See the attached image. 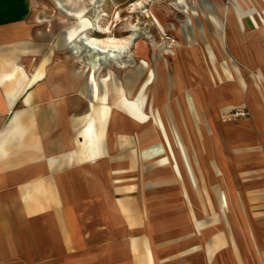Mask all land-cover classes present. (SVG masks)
I'll return each mask as SVG.
<instances>
[{"label": "crops", "instance_id": "0c3cea01", "mask_svg": "<svg viewBox=\"0 0 264 264\" xmlns=\"http://www.w3.org/2000/svg\"><path fill=\"white\" fill-rule=\"evenodd\" d=\"M75 2L0 0V264H264V10L229 16L244 75L210 92L250 117L187 93L178 123L155 119L138 59L91 89L60 37Z\"/></svg>", "mask_w": 264, "mask_h": 264}, {"label": "rangeland", "instance_id": "374dc122", "mask_svg": "<svg viewBox=\"0 0 264 264\" xmlns=\"http://www.w3.org/2000/svg\"><path fill=\"white\" fill-rule=\"evenodd\" d=\"M262 5L264 3L260 5L259 0H79L74 3L76 13L71 12L73 5L70 4L67 9L63 7L68 15L62 11L57 14L60 29L75 23L76 29H73L72 35L77 34L78 45H83L79 38L83 34L77 33L81 26L77 22L83 19L84 25L81 28L89 29L86 35L93 36L92 40H102L105 46L111 44L118 47L115 52L108 53L107 58L105 54L101 58V66L96 69L94 64L98 57L93 49L95 45L90 44V38L84 40V43L91 49L82 46V54L75 53L83 72H92L95 77L96 85L93 79L91 89H104V86L107 88V85L115 82L122 84L126 76L133 77V66L129 64L134 58L139 60L140 66L150 70L154 77L145 96L155 101L157 121L182 122L188 112L187 102L190 104L187 93L198 95L205 109L212 102L217 109L216 120L234 121L250 117L249 109L240 108L239 105L226 107L227 103L218 105L211 99L210 92L227 90V74L222 68H229L235 81L239 72L244 75L241 65H233L228 44L229 37L237 31L230 25L233 20L240 23L242 20L229 16L235 12L243 17L264 10ZM81 15L84 17H79ZM255 20L259 24V19ZM98 27L102 30L99 31ZM60 37L65 39L64 32L60 33ZM69 50L67 55L70 54ZM114 55L119 56L114 58ZM119 61L125 65L115 68V62ZM214 69H217L221 77H212ZM99 72L103 75L97 76ZM249 74L250 71H247ZM257 81L260 87L264 85V81ZM234 84L237 85V82ZM195 105L199 107L196 102ZM238 111L243 113L237 114Z\"/></svg>", "mask_w": 264, "mask_h": 264}, {"label": "bare ground", "instance_id": "6f19581e", "mask_svg": "<svg viewBox=\"0 0 264 264\" xmlns=\"http://www.w3.org/2000/svg\"><path fill=\"white\" fill-rule=\"evenodd\" d=\"M81 9H83V7L81 6ZM79 17H84V15H81V16H79ZM78 20V19H77ZM77 23H79V25H84V23H83V19H80V20H78V22ZM78 26V25H77ZM81 26H80V30H79V32L80 31H85L84 33H82L81 32V34H83L82 36H80L79 38H80V40H82L81 41V43L83 44V45H86L85 43H84V40H86L87 38H90L89 39V41H90V44H94L95 45V47H93V49L94 50H96L95 51V54H96V58L98 57V60H100L105 54V56H107V54L108 53H112V52H115L116 50H117V46H115V45H111V44H108V46H105L104 44H103V42H102V40H92L93 39V36H89V35H86V32H87V34H88V32H89V29H87V28H81ZM75 28V27H74ZM74 28H71V32L73 31V29ZM76 29V28H75ZM99 31H101L102 30V28L101 27H98L97 28ZM64 35H65V42H69V41H72L71 39V36L72 37H75V36H77V34H73L72 35V33H68V32H66V30L64 31ZM69 39V40H68ZM74 40L76 41L77 40V38L75 37L74 38ZM75 41H74V43L73 44H71L70 45V47H71V49H72V51H74L75 53L77 52V53H79V54H82V52H81V49H82V45H78V43H75ZM78 42V41H77ZM94 45H92V46H94ZM69 46V45H68ZM106 48H108L109 50L107 51V49ZM84 52V51H83ZM80 56V55H79ZM84 56H88V54L87 55H84ZM91 56V55H90ZM93 58H94V56H92ZM92 58V59H93ZM88 59V58H87ZM89 60V59H88ZM95 61H97V60H95ZM94 62V61H93ZM109 90H110V88H109ZM111 91V90H110ZM106 93V92H105ZM108 93V92H107ZM109 96V95H108ZM107 107V106H106Z\"/></svg>", "mask_w": 264, "mask_h": 264}, {"label": "built area", "instance_id": "2783aa9c", "mask_svg": "<svg viewBox=\"0 0 264 264\" xmlns=\"http://www.w3.org/2000/svg\"><path fill=\"white\" fill-rule=\"evenodd\" d=\"M239 112H240V113H239ZM241 113H243V111H242V112H241V111H238V112H237V114H241Z\"/></svg>", "mask_w": 264, "mask_h": 264}]
</instances>
